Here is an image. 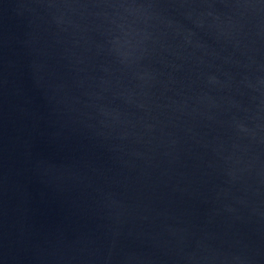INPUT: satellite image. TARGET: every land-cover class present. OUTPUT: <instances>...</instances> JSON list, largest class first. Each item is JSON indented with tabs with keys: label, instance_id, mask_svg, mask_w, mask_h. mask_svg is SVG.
Masks as SVG:
<instances>
[{
	"label": "water",
	"instance_id": "95a60500",
	"mask_svg": "<svg viewBox=\"0 0 264 264\" xmlns=\"http://www.w3.org/2000/svg\"><path fill=\"white\" fill-rule=\"evenodd\" d=\"M0 264H264V0H0Z\"/></svg>",
	"mask_w": 264,
	"mask_h": 264
}]
</instances>
